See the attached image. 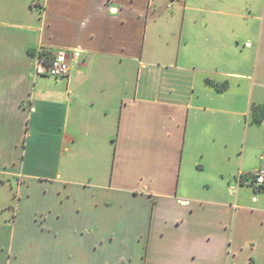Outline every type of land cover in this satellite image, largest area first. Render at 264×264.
Returning a JSON list of instances; mask_svg holds the SVG:
<instances>
[{
	"label": "crops",
	"instance_id": "0c3cea01",
	"mask_svg": "<svg viewBox=\"0 0 264 264\" xmlns=\"http://www.w3.org/2000/svg\"><path fill=\"white\" fill-rule=\"evenodd\" d=\"M263 105L264 0H0V264H264Z\"/></svg>",
	"mask_w": 264,
	"mask_h": 264
},
{
	"label": "built area",
	"instance_id": "2783aa9c",
	"mask_svg": "<svg viewBox=\"0 0 264 264\" xmlns=\"http://www.w3.org/2000/svg\"><path fill=\"white\" fill-rule=\"evenodd\" d=\"M35 71L55 78L66 77L70 73L69 55L59 51L50 57L37 56ZM245 180L252 187L264 190V163L254 173L248 175Z\"/></svg>",
	"mask_w": 264,
	"mask_h": 264
},
{
	"label": "trees",
	"instance_id": "16d2710c",
	"mask_svg": "<svg viewBox=\"0 0 264 264\" xmlns=\"http://www.w3.org/2000/svg\"><path fill=\"white\" fill-rule=\"evenodd\" d=\"M42 54H44V53H39V56H42ZM208 82L211 85H215V87L217 89H222V88L225 87V84L219 85V84L215 83L212 80H208ZM253 110H254V119H255L256 122H259L261 120L262 116H263V113H264V105L263 106H255L253 108Z\"/></svg>",
	"mask_w": 264,
	"mask_h": 264
}]
</instances>
